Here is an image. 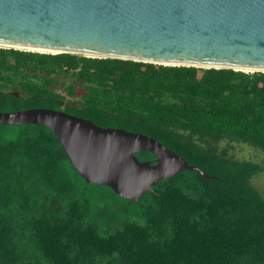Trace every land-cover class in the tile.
I'll return each mask as SVG.
<instances>
[{"label": "trees", "instance_id": "16d2710c", "mask_svg": "<svg viewBox=\"0 0 264 264\" xmlns=\"http://www.w3.org/2000/svg\"><path fill=\"white\" fill-rule=\"evenodd\" d=\"M30 109L145 135L210 179L186 170L125 200L48 128L0 124V264H264L262 167L220 149L264 151L263 72L0 47V113Z\"/></svg>", "mask_w": 264, "mask_h": 264}, {"label": "water", "instance_id": "95a60500", "mask_svg": "<svg viewBox=\"0 0 264 264\" xmlns=\"http://www.w3.org/2000/svg\"><path fill=\"white\" fill-rule=\"evenodd\" d=\"M0 47L264 73V0H0ZM0 124L48 128L85 182L125 200L186 170L210 179L152 138L63 111L0 113Z\"/></svg>", "mask_w": 264, "mask_h": 264}, {"label": "rangeland", "instance_id": "374dc122", "mask_svg": "<svg viewBox=\"0 0 264 264\" xmlns=\"http://www.w3.org/2000/svg\"><path fill=\"white\" fill-rule=\"evenodd\" d=\"M220 149L226 151L231 157L241 161H250L262 167V171L252 178L251 183L264 198V151L246 144L228 143L226 141L220 144ZM125 219L137 221V215H130L129 217L123 218L122 221Z\"/></svg>", "mask_w": 264, "mask_h": 264}]
</instances>
